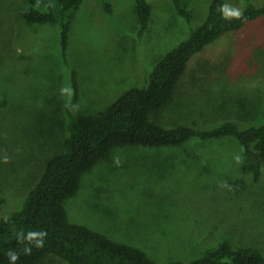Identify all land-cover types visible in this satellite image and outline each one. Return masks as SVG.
Here are the masks:
<instances>
[{"label": "rangeland", "instance_id": "374dc122", "mask_svg": "<svg viewBox=\"0 0 264 264\" xmlns=\"http://www.w3.org/2000/svg\"><path fill=\"white\" fill-rule=\"evenodd\" d=\"M84 0L73 13L67 63L60 28L30 24L28 0H0V216L19 210L68 136L73 73L75 114H97L133 87L146 85L163 57L206 19L211 0H147L141 35L134 0ZM264 0H224V14ZM165 127L212 128L226 120L264 124V15L195 55L171 104L154 116ZM7 160V162H5ZM234 137L182 146L116 147L83 175L65 202L72 223L142 249L158 264L190 261L229 240L264 255V169H244ZM41 264H68L51 255Z\"/></svg>", "mask_w": 264, "mask_h": 264}, {"label": "trees", "instance_id": "16d2710c", "mask_svg": "<svg viewBox=\"0 0 264 264\" xmlns=\"http://www.w3.org/2000/svg\"><path fill=\"white\" fill-rule=\"evenodd\" d=\"M83 1L28 0L21 11L27 23L60 28L62 57L66 63L71 20ZM102 1L105 12L111 13V2ZM134 1L142 35L150 21L151 7L147 0ZM173 2L179 13L189 20L185 0ZM223 6L224 0H211L205 21L157 63L146 85L129 89L97 114L73 112L80 94L76 73H73V95L66 106L68 136L64 147L49 159L23 206L0 216V264H41L51 255L68 264H158L142 249L117 242L69 219L66 200L77 194L83 175L105 160L116 147L166 148L182 146L194 139L231 136L243 148L244 169L251 171L256 179L262 177L264 124L243 127L238 121L226 120L212 128L186 124L165 127L154 119L173 101L195 55L225 34L240 30L264 15V4L249 3L240 18L225 15ZM33 233L36 235H30ZM166 264H264V255L251 245L235 247L224 240L190 261L174 260Z\"/></svg>", "mask_w": 264, "mask_h": 264}, {"label": "clouds", "instance_id": "9594fccd", "mask_svg": "<svg viewBox=\"0 0 264 264\" xmlns=\"http://www.w3.org/2000/svg\"><path fill=\"white\" fill-rule=\"evenodd\" d=\"M227 15L231 16V17H235V18H240L242 13L240 11H238V10H233V11L227 13ZM5 162H7V160ZM30 235H36V234L33 233V234H30ZM13 259H15V257H13Z\"/></svg>", "mask_w": 264, "mask_h": 264}]
</instances>
